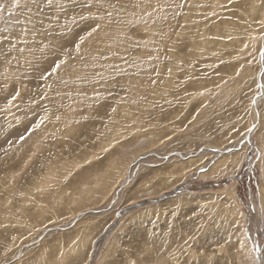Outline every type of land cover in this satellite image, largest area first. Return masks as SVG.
<instances>
[{
  "label": "rangeland",
  "instance_id": "obj_1",
  "mask_svg": "<svg viewBox=\"0 0 264 264\" xmlns=\"http://www.w3.org/2000/svg\"><path fill=\"white\" fill-rule=\"evenodd\" d=\"M263 37L264 0H0V264H264Z\"/></svg>",
  "mask_w": 264,
  "mask_h": 264
},
{
  "label": "snow or ice",
  "instance_id": "obj_2",
  "mask_svg": "<svg viewBox=\"0 0 264 264\" xmlns=\"http://www.w3.org/2000/svg\"><path fill=\"white\" fill-rule=\"evenodd\" d=\"M17 3H18V0H17ZM48 3L49 4H51L52 3V0H48ZM96 29H93V31H95ZM89 35H91V33H89ZM83 40H84V38L83 37H81V43H83ZM76 49H77V51H79V49H80V44H77L76 45ZM59 67H60V65L59 64H56L55 65V67L53 68V71H56L57 69H59ZM17 95H19V93H17ZM15 97H13V99H14ZM37 126H39V125H37ZM22 139H23V137H22Z\"/></svg>",
  "mask_w": 264,
  "mask_h": 264
},
{
  "label": "bare ground",
  "instance_id": "obj_3",
  "mask_svg": "<svg viewBox=\"0 0 264 264\" xmlns=\"http://www.w3.org/2000/svg\"><path fill=\"white\" fill-rule=\"evenodd\" d=\"M262 44H264V37H263V41H262V43H261V46H262ZM264 46V45H263ZM262 46V47H263ZM263 49H264V47H263ZM263 49H262V51H261V54H260V58H261V60H262V53H263ZM264 89V88H263ZM256 100V99H255ZM259 99H257L256 101H254L256 104H257V101H258ZM256 104H255V106L254 107H256ZM254 108H252V110H253ZM254 112V111H253ZM251 132H252V130L250 129L249 131H248V133H246V135L248 136V135H250L251 134Z\"/></svg>",
  "mask_w": 264,
  "mask_h": 264
}]
</instances>
